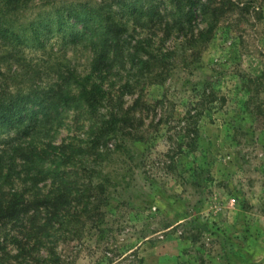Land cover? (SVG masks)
Instances as JSON below:
<instances>
[{"label":"rangeland","instance_id":"374dc122","mask_svg":"<svg viewBox=\"0 0 264 264\" xmlns=\"http://www.w3.org/2000/svg\"><path fill=\"white\" fill-rule=\"evenodd\" d=\"M81 1L103 0L56 3ZM201 1L206 13L195 32L213 25L207 42L187 46L188 31L154 77L124 71L107 83L122 102L115 137L95 135L108 108L95 119L70 113L53 131L55 144L76 151L65 191L36 174L7 178L0 202H15L0 214L20 204L24 216L0 223V263L264 264V0ZM48 10L36 2L22 19H49ZM25 56L8 55L3 66L30 84L59 69L84 75L91 61L57 37L46 53L27 48ZM59 195L61 208L45 209ZM39 201L35 226L29 218ZM48 218L51 235L39 242ZM52 248L56 258L38 260Z\"/></svg>","mask_w":264,"mask_h":264},{"label":"trees","instance_id":"16d2710c","mask_svg":"<svg viewBox=\"0 0 264 264\" xmlns=\"http://www.w3.org/2000/svg\"><path fill=\"white\" fill-rule=\"evenodd\" d=\"M36 2L49 7V19L39 14L23 20L22 16ZM206 6L201 0H111L110 3L103 0L97 4L81 1L62 7L57 6L56 0H0V146L4 144L0 150V191L15 171L49 178L57 187L61 186V193L65 191L70 174L66 167L75 164L76 151L72 145L55 144L53 131L63 126L70 113L76 119L80 116L95 119L102 109L108 108L109 120L106 125H97L95 135L97 140L115 137L120 130L117 126L121 123L122 102L119 96L113 98L107 83L113 84L110 82L113 76L124 71H135L131 77L138 81L146 75L154 77L155 69L165 66L170 54L187 41L188 31L191 36L187 46L207 42L213 25L206 32H195L196 19L198 15L205 16ZM136 31H139L138 37L133 35ZM53 37L63 47L90 54L86 74H79L77 70L65 73L59 69L46 83L30 84L20 75L11 76L13 71L3 66L8 55L18 59L26 57L27 48L46 53L47 43ZM168 42H172L169 49L164 46ZM13 66L17 67L18 63L14 62ZM128 84L129 80L124 88ZM11 196L1 200L0 210L15 202ZM61 197L44 200L45 209L50 204L56 212L63 204ZM40 208L39 201L29 218L35 226L40 225ZM21 210L18 204L3 212L0 223L6 219L20 220L24 216ZM50 221L48 218L40 226L43 233H36L39 242L50 237V232L44 233ZM46 253L38 260L56 258L53 248ZM19 264H35L34 258Z\"/></svg>","mask_w":264,"mask_h":264}]
</instances>
